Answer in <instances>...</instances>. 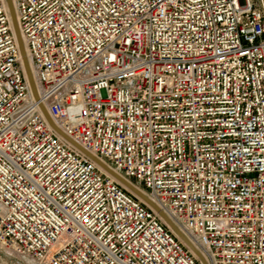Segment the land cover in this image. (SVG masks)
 I'll use <instances>...</instances> for the list:
<instances>
[{
  "label": "built area",
  "instance_id": "1",
  "mask_svg": "<svg viewBox=\"0 0 264 264\" xmlns=\"http://www.w3.org/2000/svg\"><path fill=\"white\" fill-rule=\"evenodd\" d=\"M0 0V246L35 264H264V0Z\"/></svg>",
  "mask_w": 264,
  "mask_h": 264
},
{
  "label": "water",
  "instance_id": "2",
  "mask_svg": "<svg viewBox=\"0 0 264 264\" xmlns=\"http://www.w3.org/2000/svg\"><path fill=\"white\" fill-rule=\"evenodd\" d=\"M8 7L11 13V17L13 20L14 29L17 35V39L19 42L24 66L27 72V76L29 79L30 86L32 88L33 94L36 99H38V91L36 87L35 80L32 76L31 70L29 69V62L28 58L25 56V52L23 49V44L21 43L20 37H19V31L17 29L15 15L13 6L11 3V0H7ZM19 28V26H18ZM42 109L44 111V114L50 124L71 144H73L75 147H77L80 151H82L84 154H86L88 157H90L92 160H94L98 165H100L105 171H107L110 175H112L114 178H116L118 181H120L122 184H124L128 189H130L133 193H135L137 196H139L141 199H143L148 205H150L154 210H156L164 219L165 221L172 227V229L179 235V237L192 249V251L200 258L203 264H208L203 255L192 245V243L186 238V236L176 227V225L168 218V216L152 201L150 200L144 193H142L138 188H136L133 184H131L129 181L124 179L122 176L114 172L109 166H107L105 163L100 161L98 158H96L93 154L82 148L80 145H78L76 142H74L71 138H69L67 135L62 133L54 124L52 118L50 117L48 111L46 110L45 106L42 105Z\"/></svg>",
  "mask_w": 264,
  "mask_h": 264
},
{
  "label": "rangeland",
  "instance_id": "3",
  "mask_svg": "<svg viewBox=\"0 0 264 264\" xmlns=\"http://www.w3.org/2000/svg\"><path fill=\"white\" fill-rule=\"evenodd\" d=\"M0 264H35L28 259L19 260L13 256L8 250L0 246Z\"/></svg>",
  "mask_w": 264,
  "mask_h": 264
},
{
  "label": "bare ground",
  "instance_id": "4",
  "mask_svg": "<svg viewBox=\"0 0 264 264\" xmlns=\"http://www.w3.org/2000/svg\"><path fill=\"white\" fill-rule=\"evenodd\" d=\"M11 3H12V6H13V10H14V15H15L17 29L19 31V37H20L21 43L23 44V49H24V52H25V56L28 58L27 52H26V48H25V44H24L23 38L21 36L20 30L18 28V16H17V12H16V8H15L14 0H11ZM28 62H29V59H28ZM29 69L31 70V73H32V69H31V66H30V62H29ZM32 76H33V73H32ZM33 78H34V76H33Z\"/></svg>",
  "mask_w": 264,
  "mask_h": 264
}]
</instances>
